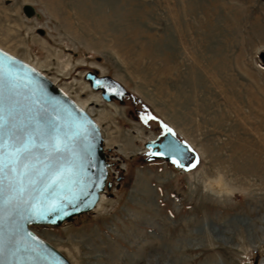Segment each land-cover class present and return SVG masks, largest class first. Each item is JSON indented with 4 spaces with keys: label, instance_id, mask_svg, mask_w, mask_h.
Here are the masks:
<instances>
[{
    "label": "rangeland",
    "instance_id": "rangeland-1",
    "mask_svg": "<svg viewBox=\"0 0 264 264\" xmlns=\"http://www.w3.org/2000/svg\"><path fill=\"white\" fill-rule=\"evenodd\" d=\"M0 47L102 127L103 208L36 228L74 264H264V0H0ZM96 70L123 101L91 87ZM166 129L194 167L146 149Z\"/></svg>",
    "mask_w": 264,
    "mask_h": 264
},
{
    "label": "water",
    "instance_id": "water-1",
    "mask_svg": "<svg viewBox=\"0 0 264 264\" xmlns=\"http://www.w3.org/2000/svg\"><path fill=\"white\" fill-rule=\"evenodd\" d=\"M23 11L29 17L35 14L31 4ZM261 58L264 61V53ZM0 69L4 138L14 135L21 144L28 137H39L26 167H20L17 176L6 170L0 183V264H73L33 228L60 227L93 212L106 187L112 188L108 179L113 163L101 125L36 66L2 47ZM85 78L107 102L123 101L128 93L123 83L99 71H87ZM56 140L61 151L54 149ZM146 148L165 153V158L186 169L199 158L187 141L169 129Z\"/></svg>",
    "mask_w": 264,
    "mask_h": 264
},
{
    "label": "snow or ice",
    "instance_id": "snow-or-ice-1",
    "mask_svg": "<svg viewBox=\"0 0 264 264\" xmlns=\"http://www.w3.org/2000/svg\"><path fill=\"white\" fill-rule=\"evenodd\" d=\"M4 72L0 69V79H3ZM14 128L15 125H12ZM4 118L0 114V183H2L5 176V172L12 174L13 176L18 175V169L20 167H26L25 161L30 156L32 149L37 147L35 141L39 137H28L23 143L18 144L15 140L14 135L9 136L7 139L4 138L3 134ZM171 131V130H169ZM55 151H61L60 141L56 140L54 144ZM165 153H156V155H164ZM177 164L176 160L172 161ZM182 166V165H178ZM59 175V173L57 174ZM55 182V179L53 180Z\"/></svg>",
    "mask_w": 264,
    "mask_h": 264
},
{
    "label": "bare ground",
    "instance_id": "bare-ground-1",
    "mask_svg": "<svg viewBox=\"0 0 264 264\" xmlns=\"http://www.w3.org/2000/svg\"><path fill=\"white\" fill-rule=\"evenodd\" d=\"M51 79V78H50ZM52 80V79H51ZM57 84V83H56ZM58 85V84H57ZM63 89V88H62ZM64 90V89H63ZM65 91V90H64ZM78 102V101H77ZM83 108H85L86 110H87V108H86V105L83 103V102H78ZM88 111V110H87ZM89 112V111H88ZM91 115H92V113L91 112H89ZM93 116V115H92ZM97 121V120H96ZM98 122V121H97ZM221 194V193H220ZM105 197L102 195V197H101V200H100V202H99V204H98V206H97V208L98 209H102L103 208V205H104V203H105ZM96 208V209H97Z\"/></svg>",
    "mask_w": 264,
    "mask_h": 264
}]
</instances>
